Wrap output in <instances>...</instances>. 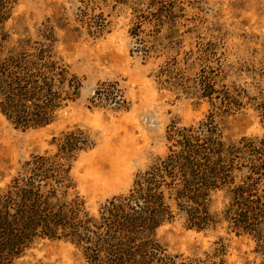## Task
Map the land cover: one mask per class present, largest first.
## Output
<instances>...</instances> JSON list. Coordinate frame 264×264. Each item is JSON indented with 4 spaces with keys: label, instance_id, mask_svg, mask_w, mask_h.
Here are the masks:
<instances>
[{
    "label": "trees",
    "instance_id": "trees-1",
    "mask_svg": "<svg viewBox=\"0 0 264 264\" xmlns=\"http://www.w3.org/2000/svg\"><path fill=\"white\" fill-rule=\"evenodd\" d=\"M18 1L0 0V113L14 127L40 128L76 100L81 80L57 55L51 28L37 30L36 39L10 40L5 22ZM78 1L82 7L76 20L98 35L105 18L89 10L99 0ZM120 3H130L136 50L144 57L159 51V43L141 35L142 25L153 22L154 28L144 33L151 35L159 33L161 24H173V0H115ZM173 28L165 47L174 49L175 56L158 68V77L206 100V114L188 125L171 122L165 154L136 173L129 189L105 200L96 214L86 210L70 175L75 157L90 149L93 139L80 128L53 137L54 150L31 156L0 191V264H11L41 239L74 244L83 264H228L221 236L200 256L167 253L156 230L177 214L197 230L214 231L225 224L227 232L247 236L253 246L245 264H264V138L226 139L216 121L251 105V97L239 85L220 81L225 74L206 58L213 52L211 43L177 59L181 39H174ZM195 66L197 71L187 77L185 71ZM255 98L263 102L252 106L264 121V93ZM89 101L92 106L125 103L115 81L98 84ZM218 192L226 199L220 210L213 207Z\"/></svg>",
    "mask_w": 264,
    "mask_h": 264
},
{
    "label": "rangeland",
    "instance_id": "rangeland-1",
    "mask_svg": "<svg viewBox=\"0 0 264 264\" xmlns=\"http://www.w3.org/2000/svg\"><path fill=\"white\" fill-rule=\"evenodd\" d=\"M174 23L161 24L159 33L144 23L141 34L155 40L159 51L144 57L136 50L131 36L132 9L115 0H99L93 13L101 12L105 26L95 35L76 20L78 0H19L13 7L5 29L11 41L39 38L37 30L51 28L57 55L81 80L79 95L58 118L40 128L14 127L0 113V191L20 166L31 156L52 152V138L72 129L87 132L94 145L74 159L70 175L75 192L91 214L105 200L125 193L139 171L166 152L165 130L171 122L188 125L202 118L210 108L178 85L163 82L158 68L175 56L165 47V36L173 32L181 39L177 59L196 51L201 44L214 49L206 58L209 65L218 64L222 83L236 84L251 97L252 103L230 115H219L216 121L226 139L264 138L261 112L264 93V0H173ZM181 16V17H180ZM170 21V22H171ZM154 35V38H153ZM164 47V48H161ZM161 49V50H160ZM199 66V65H198ZM198 66L185 71L193 76ZM221 75V74H220ZM223 78V79H222ZM103 81H115L122 90V107L102 102L92 106L90 99ZM262 93V94H258ZM246 100V98H244ZM226 202L224 193L214 195L213 207L220 210ZM223 237L227 245L228 264H245L251 259L253 243L247 236L227 232L225 224L214 231L190 227L181 214L165 221L156 230L159 243L171 255L195 257ZM79 247L64 240L41 239L11 264H83Z\"/></svg>",
    "mask_w": 264,
    "mask_h": 264
}]
</instances>
